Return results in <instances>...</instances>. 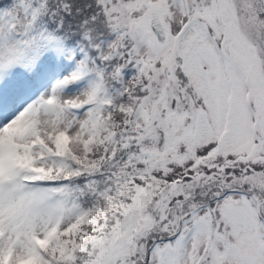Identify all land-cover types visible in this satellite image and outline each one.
I'll use <instances>...</instances> for the list:
<instances>
[{
	"label": "snow or ice",
	"instance_id": "obj_1",
	"mask_svg": "<svg viewBox=\"0 0 264 264\" xmlns=\"http://www.w3.org/2000/svg\"><path fill=\"white\" fill-rule=\"evenodd\" d=\"M0 264H264V0H0Z\"/></svg>",
	"mask_w": 264,
	"mask_h": 264
}]
</instances>
